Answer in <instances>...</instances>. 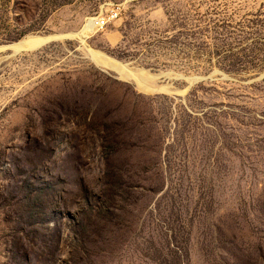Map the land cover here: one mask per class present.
Masks as SVG:
<instances>
[{
  "label": "rangeland",
  "instance_id": "374dc122",
  "mask_svg": "<svg viewBox=\"0 0 264 264\" xmlns=\"http://www.w3.org/2000/svg\"><path fill=\"white\" fill-rule=\"evenodd\" d=\"M89 16L152 89L0 52V264H264V0H0V45Z\"/></svg>",
  "mask_w": 264,
  "mask_h": 264
},
{
  "label": "bare ground",
  "instance_id": "6f19581e",
  "mask_svg": "<svg viewBox=\"0 0 264 264\" xmlns=\"http://www.w3.org/2000/svg\"><path fill=\"white\" fill-rule=\"evenodd\" d=\"M103 21L99 17L89 16L83 20L81 27L76 31H70L66 33H52V34H28L23 36L17 41L9 42V44H2L0 45V52L9 50L11 52H17L20 50H30L41 47L48 43L51 40L61 39V38H73L78 40L80 43L84 45L87 50L88 56L95 61L96 63L108 66L110 68L115 69L116 71H123L130 75L132 81L134 82L135 86L140 90H151V86L148 83L142 81L137 73L132 72L131 70L127 69L125 65L121 62L105 55L103 52L99 50H95L88 46L85 42V39L95 32L101 25ZM129 80V79H128ZM178 91V90H177Z\"/></svg>",
  "mask_w": 264,
  "mask_h": 264
},
{
  "label": "built area",
  "instance_id": "2783aa9c",
  "mask_svg": "<svg viewBox=\"0 0 264 264\" xmlns=\"http://www.w3.org/2000/svg\"><path fill=\"white\" fill-rule=\"evenodd\" d=\"M117 11H118V6H116V8H111V9L108 10L109 15H107V16L109 18L115 17L116 14H117ZM107 16L105 18L100 17L101 20L103 21V24H104V21L108 18Z\"/></svg>",
  "mask_w": 264,
  "mask_h": 264
}]
</instances>
